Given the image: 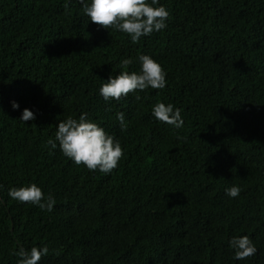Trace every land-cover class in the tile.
I'll list each match as a JSON object with an SVG mask.
<instances>
[{
  "label": "trees",
  "instance_id": "trees-1",
  "mask_svg": "<svg viewBox=\"0 0 264 264\" xmlns=\"http://www.w3.org/2000/svg\"><path fill=\"white\" fill-rule=\"evenodd\" d=\"M159 4L167 27L132 43L80 0H0V264L45 245L39 264H264V0ZM142 54L165 88L105 101L109 74L125 58L139 72ZM158 102L181 110L182 128L154 117ZM81 113L120 141L111 173L47 144ZM31 183L52 211L8 195ZM242 235L257 252L240 260L229 241Z\"/></svg>",
  "mask_w": 264,
  "mask_h": 264
},
{
  "label": "clouds",
  "instance_id": "clouds-1",
  "mask_svg": "<svg viewBox=\"0 0 264 264\" xmlns=\"http://www.w3.org/2000/svg\"><path fill=\"white\" fill-rule=\"evenodd\" d=\"M83 11L92 23L104 28H113L127 34L132 43H138L143 36H150L167 27L169 11L159 4V0H80ZM140 71H127L133 63L132 58H125L120 62L121 71L113 76L109 74L106 82L99 89L105 101L120 100L130 93L144 91L147 88L164 89L166 86V72L155 59L147 54L139 56ZM140 97L137 96L136 99ZM13 109L19 108L18 103L11 102ZM154 117L162 123L182 128L184 121L181 110L173 104L158 102L152 110ZM22 122L35 119L34 113L24 108L19 118ZM120 127L125 129V116L123 112L117 113ZM63 155L70 158L76 165H84L90 171L99 170L101 173H111L124 156L119 140L105 131L98 123L88 118L87 113H81L78 119L67 117L59 121L56 139H49L47 144L51 149L57 147ZM241 189L232 186L226 190L229 197H237ZM8 195L21 203L37 205L39 208L52 211L55 200L51 195L45 197L42 189L35 183L27 186L12 187ZM229 246L235 252L236 259H246L257 252L253 241L248 235L234 236ZM48 247L33 246L30 250L20 247L15 255L20 259L18 264H39L41 258L48 254Z\"/></svg>",
  "mask_w": 264,
  "mask_h": 264
}]
</instances>
